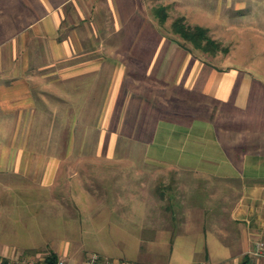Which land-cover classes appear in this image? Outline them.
Returning a JSON list of instances; mask_svg holds the SVG:
<instances>
[{
	"label": "crops",
	"instance_id": "0c3cea01",
	"mask_svg": "<svg viewBox=\"0 0 264 264\" xmlns=\"http://www.w3.org/2000/svg\"><path fill=\"white\" fill-rule=\"evenodd\" d=\"M253 1L0 0V176L23 198L30 184L50 199L33 217L21 202L23 234L0 239L2 256L264 264L253 253L264 242V124L222 131L201 111L181 110L192 120L144 128L143 159L113 155L119 102L141 78L221 105L234 97L238 72L193 56L171 30L159 33L156 9L166 7L165 22L182 16L218 37ZM139 164L188 174L160 189L147 179L155 167L144 173ZM5 219L9 232L11 212Z\"/></svg>",
	"mask_w": 264,
	"mask_h": 264
},
{
	"label": "rangeland",
	"instance_id": "374dc122",
	"mask_svg": "<svg viewBox=\"0 0 264 264\" xmlns=\"http://www.w3.org/2000/svg\"><path fill=\"white\" fill-rule=\"evenodd\" d=\"M232 15V20L226 22L228 26H231L219 30L221 36H211L220 42L222 47L227 48L226 53L218 51L216 53L218 57L212 58L210 54L202 53L197 49L191 50L193 56L201 57L204 60L209 59L221 67H228V69L238 72L239 80L232 90L234 97L221 105L204 95L198 96L197 93L195 95L193 92L185 93L186 91L177 92L172 87L165 88L166 86L157 85L155 77L154 80L152 79L154 84H144L146 80L141 78V83L130 84L119 102L117 110L119 118L116 120L121 124L122 132L119 133V143L113 153L114 156L132 157L138 160L146 157L148 154L145 145L149 141L151 133L145 132L144 128L154 127L161 119H175L181 122L192 120V117L178 116V112L181 110L187 112L194 108L196 111H201L202 119L213 121L217 129H222V131L226 127L240 130L245 125L264 124V0H255L245 9ZM171 16L173 15L171 14ZM171 22L167 20V22L160 23L155 19L152 26L159 33L167 30L170 32ZM158 32L155 30V35ZM169 37L172 38V35ZM157 38L155 36L154 39ZM183 44L188 48L191 47L188 42ZM153 72L155 73L156 70L154 69ZM147 81L149 82L151 79H147ZM221 134L223 137L239 138L241 136V133L237 132H221ZM152 167H155V171H151V176H148L147 179L151 184H160V189H166L167 184L172 185L176 178L180 176L185 178L184 176L188 174V171L179 170L177 166L138 165L139 172L144 173H148L147 168ZM16 183V181L0 176V239H5L8 236L18 239L23 234L19 229V223H17V216L21 215L19 209L24 206L21 202L26 200V212H29L27 214L33 217L35 212L40 213V208L44 209L46 207L44 204H48L50 201L44 192L30 184H27L29 196L25 198L19 196ZM34 191H37V194L40 192L43 194L39 197L42 203L41 207L33 202L38 199L33 197ZM8 211L11 212L10 220L13 221L11 226L14 227L9 232L4 231V227L2 229V224L9 225L8 220L5 219L9 214ZM41 229L44 234L48 231L42 226Z\"/></svg>",
	"mask_w": 264,
	"mask_h": 264
},
{
	"label": "trees",
	"instance_id": "16d2710c",
	"mask_svg": "<svg viewBox=\"0 0 264 264\" xmlns=\"http://www.w3.org/2000/svg\"><path fill=\"white\" fill-rule=\"evenodd\" d=\"M156 15L160 23H164L167 19V11L165 6L156 9ZM170 30L176 34L183 42H188L192 49H197L202 53L215 55L218 51L226 53L227 48L222 47L220 42L212 38L206 27L199 25H190L185 22L184 17L179 16L172 20ZM58 258L55 253L49 252L45 254L42 261L37 264H56Z\"/></svg>",
	"mask_w": 264,
	"mask_h": 264
},
{
	"label": "built area",
	"instance_id": "2783aa9c",
	"mask_svg": "<svg viewBox=\"0 0 264 264\" xmlns=\"http://www.w3.org/2000/svg\"><path fill=\"white\" fill-rule=\"evenodd\" d=\"M255 248L253 253L256 255H264V242L257 241L255 243ZM101 257L98 253L92 252L87 257L85 264H99ZM42 261V258H33V257H5L0 254V264H37V262ZM56 264H64L62 260H57ZM107 264H110L107 262ZM118 264H138L128 260H121ZM198 264H207V263H198Z\"/></svg>",
	"mask_w": 264,
	"mask_h": 264
}]
</instances>
